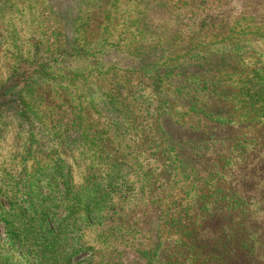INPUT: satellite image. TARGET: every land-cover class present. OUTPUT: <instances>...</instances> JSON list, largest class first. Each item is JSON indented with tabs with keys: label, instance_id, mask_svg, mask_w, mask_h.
I'll list each match as a JSON object with an SVG mask.
<instances>
[{
	"label": "rangeland",
	"instance_id": "1",
	"mask_svg": "<svg viewBox=\"0 0 264 264\" xmlns=\"http://www.w3.org/2000/svg\"><path fill=\"white\" fill-rule=\"evenodd\" d=\"M146 15L139 0H0V90L18 101L0 105V264H133L147 246L175 184L158 114L174 133L200 122L159 81L164 55L139 63L161 50Z\"/></svg>",
	"mask_w": 264,
	"mask_h": 264
},
{
	"label": "trees",
	"instance_id": "2",
	"mask_svg": "<svg viewBox=\"0 0 264 264\" xmlns=\"http://www.w3.org/2000/svg\"><path fill=\"white\" fill-rule=\"evenodd\" d=\"M139 1L147 11L144 29L161 47L142 53L139 63L164 55L159 81L200 123L174 133L172 117L158 114L175 184L132 263L264 264V57L255 54L257 44L264 46L257 22L264 20V0ZM189 28L198 36L189 37ZM14 91L11 82L4 86L0 105L18 103ZM19 220L8 224L11 231Z\"/></svg>",
	"mask_w": 264,
	"mask_h": 264
}]
</instances>
